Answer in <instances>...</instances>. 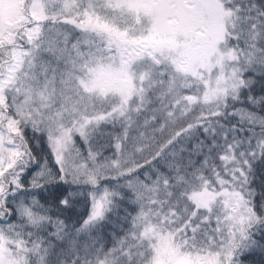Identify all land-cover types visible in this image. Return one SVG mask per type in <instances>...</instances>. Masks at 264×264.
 <instances>
[{"label": "snow or ice", "instance_id": "snow-or-ice-1", "mask_svg": "<svg viewBox=\"0 0 264 264\" xmlns=\"http://www.w3.org/2000/svg\"><path fill=\"white\" fill-rule=\"evenodd\" d=\"M0 264H264V0H0Z\"/></svg>", "mask_w": 264, "mask_h": 264}]
</instances>
